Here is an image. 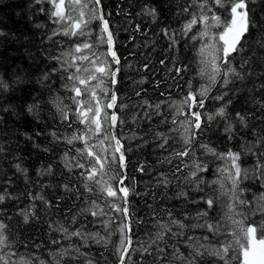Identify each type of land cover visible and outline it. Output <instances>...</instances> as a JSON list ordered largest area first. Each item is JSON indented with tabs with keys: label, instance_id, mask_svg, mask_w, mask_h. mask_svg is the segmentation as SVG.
Listing matches in <instances>:
<instances>
[{
	"label": "snow or ice",
	"instance_id": "obj_1",
	"mask_svg": "<svg viewBox=\"0 0 264 264\" xmlns=\"http://www.w3.org/2000/svg\"><path fill=\"white\" fill-rule=\"evenodd\" d=\"M23 12L0 28L28 61L0 55V264H264V0Z\"/></svg>",
	"mask_w": 264,
	"mask_h": 264
},
{
	"label": "trees",
	"instance_id": "obj_2",
	"mask_svg": "<svg viewBox=\"0 0 264 264\" xmlns=\"http://www.w3.org/2000/svg\"><path fill=\"white\" fill-rule=\"evenodd\" d=\"M24 3L25 0H0V28L7 32H18L21 29H28V23L23 12ZM17 13H20V15H17ZM4 47L9 48V65L22 62L23 66L27 67L28 61L19 60L20 53L11 51V48L16 47L15 45L0 46V55L3 54Z\"/></svg>",
	"mask_w": 264,
	"mask_h": 264
}]
</instances>
